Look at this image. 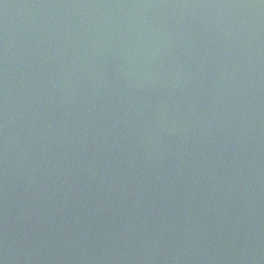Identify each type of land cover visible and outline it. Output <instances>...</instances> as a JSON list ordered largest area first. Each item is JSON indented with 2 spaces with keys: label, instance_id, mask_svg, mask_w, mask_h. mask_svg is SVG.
<instances>
[{
  "label": "water",
  "instance_id": "obj_1",
  "mask_svg": "<svg viewBox=\"0 0 264 264\" xmlns=\"http://www.w3.org/2000/svg\"><path fill=\"white\" fill-rule=\"evenodd\" d=\"M0 264H264V0H0Z\"/></svg>",
  "mask_w": 264,
  "mask_h": 264
}]
</instances>
